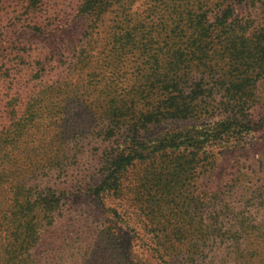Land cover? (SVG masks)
Instances as JSON below:
<instances>
[{
    "label": "trees",
    "instance_id": "trees-1",
    "mask_svg": "<svg viewBox=\"0 0 264 264\" xmlns=\"http://www.w3.org/2000/svg\"><path fill=\"white\" fill-rule=\"evenodd\" d=\"M51 26L26 25L50 38L58 32L82 30L81 39L71 47L74 72L70 66L69 75L59 77V88L43 87L42 72L54 69L52 57L45 65L37 55L13 56L23 66H14L15 74L24 78L21 84L10 79L0 101V165L8 161L9 146L27 153L19 147L28 130L38 124L35 117L26 121L14 116L6 125L7 108L14 110L11 103L20 109L33 102L29 108L34 113L39 109L52 113L57 90L88 96V87L99 85L93 84L98 74L95 69L91 74L76 70H90L97 64L91 58L105 55V61L109 56L128 65L118 77L120 83H127L125 92L115 98L109 79L95 88L93 102L103 117L115 114L109 126L104 124L107 120L101 124L108 143L122 129L128 128L131 137L125 149L108 156L106 175L93 192L99 197L96 206L107 197L122 196L124 168L149 150L154 160L169 158L168 170L175 181L188 173L202 185L195 198L184 193L182 200L188 205L183 212L177 211L172 196L164 201L174 208L144 220L151 227L147 232L158 241L149 249L163 264H235L238 257L244 258L243 244L251 247L249 258L260 252L264 258V185L254 188L249 199L241 194V184L227 192L216 185L227 155L235 156L264 127V0H77L71 20L59 23V29L50 30ZM11 90H18L15 96ZM45 103L49 106H37ZM116 113L125 114L128 121L120 124ZM149 127L156 131L147 139ZM6 174L2 167L0 182ZM23 187L16 184L14 191ZM55 194L48 189L16 201L13 222L4 236L0 234V264H41L43 237L62 217L61 200ZM105 215L114 225L124 224L115 208L106 209ZM178 221L184 225L177 226Z\"/></svg>",
    "mask_w": 264,
    "mask_h": 264
},
{
    "label": "rangeland",
    "instance_id": "rangeland-1",
    "mask_svg": "<svg viewBox=\"0 0 264 264\" xmlns=\"http://www.w3.org/2000/svg\"><path fill=\"white\" fill-rule=\"evenodd\" d=\"M76 4L77 0H0V101L7 94L10 79L21 84L24 78L15 74L14 66L17 69L23 67L17 64L18 59L13 61L15 55H37L45 65L51 62L49 56L52 57L54 69L45 68L42 72L40 83L43 87L55 85L59 88V77L69 75L70 66L74 70L71 47L77 39H81L80 28L63 34L58 32L50 38L35 34L26 25L50 24V30L54 27L59 29V23L71 20ZM104 57L91 58L96 65H92L90 70L80 67L76 72L91 74L95 69L98 78L93 80V84L102 86L110 79L115 86L113 96L116 98L125 92L127 83H120L118 77L128 69V65L117 63L116 59L109 56L104 61ZM72 75L71 83L75 85L74 73ZM20 84H16L17 88H21ZM99 85H95V88ZM95 88L88 87L90 94L82 98L77 94L80 91H63L61 94L57 90V98L52 102V113L40 109L34 113L29 108L33 102L20 109L14 107L17 104L11 103L14 110L12 106L7 108L6 125L11 124L14 116L26 121L35 117L38 124L37 129L28 130V136L19 147L28 149L27 153L22 154L23 151L17 152L9 146L6 150L8 161L0 165V169L4 167L7 172L0 182V234L4 236L6 228L13 222L16 201L20 200L21 203L26 197L33 198L51 189L61 200L59 214L62 217L59 225L43 237L41 264H163L149 249L158 241L153 239L154 233L147 232L151 227L150 224L145 225L144 220L167 208H174V205L167 207L164 201L172 196L178 204L177 211L183 212L188 205L186 200H182L184 193H191L195 198L202 186L201 182L191 180L188 173L187 177L175 181V175L168 170L171 165L169 158L154 160L148 154L149 150H146L143 158L124 168L120 178L124 187L122 196H104L102 206H96L95 200L99 197L93 192L106 175V162L110 160L107 158L125 149L131 136L126 128L116 132L109 143L104 138L101 124L107 120L104 124L109 126L115 114L103 117V112L93 102ZM19 90L22 92V89ZM17 91L11 90L10 94L15 96ZM18 96L24 98L20 94ZM4 102L1 103L4 105ZM44 105L49 106V103L37 106ZM117 116L115 120L120 124L128 121L125 114L116 113ZM149 128L145 134L147 139L156 131L155 127ZM13 131L11 129L12 136ZM251 136L241 151L235 156L227 155L223 160L216 184L223 192H227L234 184H241V194L245 199L250 198L254 188L264 185V168L261 167L264 161V127ZM238 170L243 174H237ZM16 184H23L24 187L14 191ZM120 199L121 203H118ZM109 208L119 212L124 224L114 225L106 218L105 211ZM183 225L181 221L177 222V226ZM155 227L158 226L152 225V228ZM240 249L244 258L238 257L235 264H264L262 252L249 258L250 245L243 244Z\"/></svg>",
    "mask_w": 264,
    "mask_h": 264
}]
</instances>
